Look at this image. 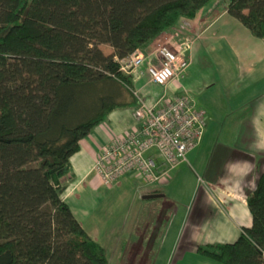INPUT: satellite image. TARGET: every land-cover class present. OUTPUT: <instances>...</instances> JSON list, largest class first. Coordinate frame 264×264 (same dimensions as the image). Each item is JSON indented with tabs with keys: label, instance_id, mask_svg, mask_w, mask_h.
<instances>
[{
	"label": "trees",
	"instance_id": "obj_1",
	"mask_svg": "<svg viewBox=\"0 0 264 264\" xmlns=\"http://www.w3.org/2000/svg\"><path fill=\"white\" fill-rule=\"evenodd\" d=\"M221 3L0 0V264H109L63 199L70 157L110 112L136 102L123 96L131 76L116 58L214 5L264 41V0ZM246 204L251 225L198 254L264 264V170Z\"/></svg>",
	"mask_w": 264,
	"mask_h": 264
},
{
	"label": "crops",
	"instance_id": "obj_2",
	"mask_svg": "<svg viewBox=\"0 0 264 264\" xmlns=\"http://www.w3.org/2000/svg\"><path fill=\"white\" fill-rule=\"evenodd\" d=\"M171 38L188 41L185 54L190 64L183 78L162 86L150 81L146 68L157 63L155 49ZM222 40L235 68L247 74V85L254 88L252 92L257 91L250 100L238 101L235 106L238 115L227 116L233 123L234 132L223 141L215 139L213 145L203 136L199 145L187 154V161L172 171L170 181L163 186L144 187L133 175L121 177L110 187L102 184L92 171L94 158L117 135L133 125L132 112L140 99L138 91L143 95L140 100L146 104L154 103L164 94L189 96L188 92L194 89L197 67H201L202 91L211 88L221 81L217 55ZM137 52L143 54L144 60L130 73L132 89L137 92L130 116V109L125 112L115 109L80 140L79 150L70 157V171L61 178L66 187L63 199L91 239L116 247L112 254L118 252L117 264H147L151 262L149 256H154L156 263L157 257H161L162 263L166 264L176 255L180 259L177 264H182L186 254L195 256L194 264H212L198 254V246L233 242L242 227L251 225L246 197L264 170V41L251 35L225 9L214 5L201 10L194 19L183 20L173 29L162 32ZM231 84L232 81L227 82L226 87ZM209 114V117L206 115L208 129L210 122L218 116L214 110ZM208 145L213 146L212 151L202 163L204 146ZM219 146L226 150L223 159L216 157ZM183 167L198 168L203 179V187L194 186L185 202L178 196V180ZM112 189H117L122 205L118 222L114 223L117 230L113 233L111 221L105 214L101 215L100 210L104 208L103 196ZM147 193L163 196L143 199L142 195ZM124 229L129 234L124 235ZM105 253L110 264L112 260L106 250Z\"/></svg>",
	"mask_w": 264,
	"mask_h": 264
},
{
	"label": "built area",
	"instance_id": "obj_3",
	"mask_svg": "<svg viewBox=\"0 0 264 264\" xmlns=\"http://www.w3.org/2000/svg\"><path fill=\"white\" fill-rule=\"evenodd\" d=\"M188 46V41L176 40L159 45L154 52L157 63L146 68L150 81L165 86L183 78L190 64L185 54ZM116 60L122 71L130 73L143 63L144 56L136 50ZM132 120L133 125L94 158L92 171L106 186L128 175L139 178L147 188L167 183L170 173L201 142L207 117L187 94H164L152 104L139 99Z\"/></svg>",
	"mask_w": 264,
	"mask_h": 264
},
{
	"label": "rangeland",
	"instance_id": "obj_4",
	"mask_svg": "<svg viewBox=\"0 0 264 264\" xmlns=\"http://www.w3.org/2000/svg\"><path fill=\"white\" fill-rule=\"evenodd\" d=\"M222 3L227 2V0H220ZM221 3V4H222ZM170 40H176L175 38H171ZM177 42H183V40H176ZM185 41V40H184ZM219 42V52H218V61H217V71L218 74L221 76V81L216 82L211 88H205L202 91V74L200 73L201 67H197L196 70L198 72L197 78L194 81V89L188 92L195 108L199 110H204L206 115L210 116V111H215L218 113V116L216 117L215 121L213 123L210 122V127L208 129V120L206 122V125L204 127V133L203 136L207 138L208 142L213 145L212 142L215 141V139L219 141H223L227 139L232 132H234L235 128L233 127V123L229 122V119L227 116H236L238 115V109H236V105L239 100H250V97L255 94L257 91L252 92L254 88L251 87V85H247L248 77L245 72L241 69L235 68V62L232 61L230 56L226 53L227 52V46L225 42ZM166 42H162L161 44H166ZM99 48L102 50L104 54H110L112 52V48L107 44H100ZM202 61V60H201ZM241 64H243L242 58H241ZM131 73V72H130ZM129 73V74H130ZM232 81V84L230 87H226L227 82ZM238 86L240 88H238ZM253 87L255 85H252ZM208 89V90H207ZM233 91V92H232ZM129 92V91H128ZM126 91H123V96L126 101H131L132 99L136 97L134 96L133 92H136L132 89V93H128ZM235 92V93H234ZM137 93V92H136ZM234 93V94H232ZM237 94V95H235ZM138 97L140 99H143V95L140 91H138ZM128 108H116V111H123L125 112L127 109H130L128 111V116H130V113L132 111V106L128 105ZM210 110V111H209ZM202 136V138H203ZM211 145L204 146V153L202 154V163H204L208 158L209 154L212 151ZM216 157L219 159H223L226 155V150H224L221 146H219L218 150L216 151ZM264 155V153H263ZM195 170V171H193ZM172 172L170 173L171 177ZM171 179V178H170ZM170 179L168 181H170ZM168 183V182H167ZM179 186H180V192L178 193V196L180 200L185 202L188 198V194L190 190L194 186L203 187V179H202V173L199 171L198 168L195 169H189L183 167L182 174H180L179 180H178ZM166 183L160 184V186L165 185ZM110 187V186H109ZM168 192V191H167ZM104 201V208L101 210V215L105 214L106 218L111 221V233H113L115 230H117V225H114V223L117 224L118 222V213L120 212L121 206L118 196L117 189L110 190L109 193L106 196H103ZM125 205V204H123ZM104 220V218H103ZM127 230L124 229L123 234H127ZM129 234V233H128ZM103 244L108 257L112 260L110 264H117V255L118 252L116 251L115 254H112L114 249L116 247H109L107 245ZM113 257V258H112ZM195 256L187 255L183 257L184 262L182 264H194L196 261L194 260ZM155 257L149 256L148 259H150V263L147 264H163L161 261V257H157L158 262H155ZM179 257L174 256L173 259H170L166 264H177ZM202 258V256H201ZM199 259V258H198ZM212 262V261H211ZM214 264H220L215 263ZM181 264V263H179Z\"/></svg>",
	"mask_w": 264,
	"mask_h": 264
},
{
	"label": "water",
	"instance_id": "obj_5",
	"mask_svg": "<svg viewBox=\"0 0 264 264\" xmlns=\"http://www.w3.org/2000/svg\"><path fill=\"white\" fill-rule=\"evenodd\" d=\"M163 194L161 193H147L142 195L143 199H152V198H157V197H162Z\"/></svg>",
	"mask_w": 264,
	"mask_h": 264
}]
</instances>
